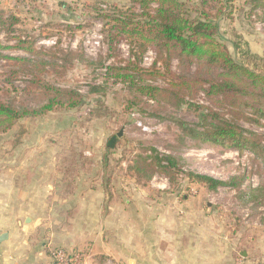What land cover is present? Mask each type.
Segmentation results:
<instances>
[{"label": "rangeland", "instance_id": "rangeland-1", "mask_svg": "<svg viewBox=\"0 0 264 264\" xmlns=\"http://www.w3.org/2000/svg\"><path fill=\"white\" fill-rule=\"evenodd\" d=\"M181 1L189 10L190 4L201 2ZM213 5V12L208 10L213 15L223 8L220 37L233 57L264 71V13L250 14V0H216ZM129 6L128 0H0V45L5 48L1 54L34 59L24 46L43 55L25 64L0 59V101L13 102L19 109L40 110L52 97L45 95L46 85L71 89L82 97L76 105L61 106L57 101L50 111L19 118L10 129L0 127V156L34 153V157L24 156L25 167L32 162L38 168L52 167L57 173L54 182L62 186L56 194L59 201L84 185L94 190L104 187L108 207L122 203L127 207L135 197L133 205L137 207L149 201L166 206L164 215L177 205L173 216L182 218L180 232L186 236L199 231L206 242L209 239L216 246L217 264L225 256H231L235 264H244L248 256L244 253H250L256 263L264 248V191L257 193L264 183V172L259 171L263 162L249 150L240 152L190 137L181 124L198 125L200 114L195 107L150 100L137 89L144 84L165 87V80L138 83L107 70L108 66H126L136 49L132 44L128 55L120 44L130 42L122 41L110 51L112 24L105 18L114 9ZM98 35L104 40L93 56L87 42ZM49 40H55L56 45H39ZM41 61L44 67L39 65ZM171 68L178 72V62L174 60ZM195 102L206 105L203 97ZM250 112L247 110V116L252 118ZM252 120L240 119L238 123L248 134H260L264 146V126L257 124L256 117ZM144 126L153 131L145 132ZM152 149L180 159L182 172L174 182L160 174L148 176L145 164L155 156ZM189 173L223 182L236 176L247 179L238 189L209 191L192 182ZM77 210L62 211L65 226Z\"/></svg>", "mask_w": 264, "mask_h": 264}, {"label": "trees", "instance_id": "trees-1", "mask_svg": "<svg viewBox=\"0 0 264 264\" xmlns=\"http://www.w3.org/2000/svg\"><path fill=\"white\" fill-rule=\"evenodd\" d=\"M128 1L129 8H116L105 18L112 24L109 31L110 51L115 50L114 44L118 45L122 41H129L131 44L128 45L132 47L133 44L136 49L131 51L133 55L126 66H108L107 70L116 72L123 79L137 80L138 83L140 80L152 82L157 78L165 80V87L144 84L137 89L150 100L176 107L184 104L195 107L200 114V122L194 128L185 127L186 124L182 123L185 133L204 142L219 144L223 148L240 152L249 150L264 166L262 136L257 133L248 134L238 123L240 119L253 121L256 117L257 124L264 126V71L259 72L237 61L221 40L219 20L223 16V8L213 15L208 10L213 12L216 0H201L200 3L190 4L191 10L181 0ZM250 5V14L264 13V0H250ZM102 20L107 26L106 21ZM21 47L35 58L12 59L1 54L5 48L0 45V59L25 64L35 62L43 56L33 47ZM148 49L156 53V60L151 68L146 69L141 66V61ZM174 60L178 62V72L172 71ZM39 65L44 67L45 62L41 61ZM38 82L39 80L35 84ZM44 87L45 95L52 97L40 110L19 109L13 102L5 104L0 101V127L10 129L19 118L50 111L57 101L61 106H73L82 100L71 89L50 85ZM202 95L206 105L195 102ZM247 110L251 111L252 118L247 116ZM152 151L155 154L152 161L147 165L142 163L147 172L150 171L148 176L160 174L174 182L177 173L182 172L180 159L172 155H161L155 149ZM263 166L259 169L262 173ZM188 177L209 191H216L220 187L238 189L247 179L245 176H236L223 182L194 173H189ZM263 191L264 183L257 193ZM69 193L70 191L67 195ZM74 214L75 212L72 218Z\"/></svg>", "mask_w": 264, "mask_h": 264}, {"label": "crops", "instance_id": "crops-1", "mask_svg": "<svg viewBox=\"0 0 264 264\" xmlns=\"http://www.w3.org/2000/svg\"><path fill=\"white\" fill-rule=\"evenodd\" d=\"M24 156L35 155L0 156V235H8L0 243V264H53L58 249L81 253L83 264L108 259L119 264H217L216 246L209 239L199 231L186 236L180 232L182 218L173 216L179 206H170L163 215L166 206L149 201L137 207L134 197L127 207H108L104 187L84 185L59 201L56 194L62 186L53 180L55 170L38 168L35 162L25 167ZM74 207L77 214L65 226L61 213ZM244 254V264H264V248L256 263L250 253ZM221 264L235 263L225 256Z\"/></svg>", "mask_w": 264, "mask_h": 264}, {"label": "built area", "instance_id": "built-area-1", "mask_svg": "<svg viewBox=\"0 0 264 264\" xmlns=\"http://www.w3.org/2000/svg\"><path fill=\"white\" fill-rule=\"evenodd\" d=\"M102 39L104 40V36L98 35L93 38L94 41L89 40L87 42V44H89V47H90L91 55L96 56L97 50L101 47ZM124 43L125 42H122L120 44V47L121 48L126 47L128 51V55H130V46ZM39 45L40 46H54L56 45V41L55 40L41 41L39 42ZM155 60H156V53L152 49H148L142 57L141 66L143 68L149 69L154 65ZM159 66L160 65H158V67ZM201 97L204 98L203 95ZM132 116L136 117L137 115L132 114ZM143 130L149 133L153 131V129L147 126H144ZM52 257H53V264H83L84 256L81 253H74V252L70 253V252H67L66 250L58 249L53 252ZM102 264H119V263L114 260L108 259Z\"/></svg>", "mask_w": 264, "mask_h": 264}, {"label": "water", "instance_id": "water-1", "mask_svg": "<svg viewBox=\"0 0 264 264\" xmlns=\"http://www.w3.org/2000/svg\"><path fill=\"white\" fill-rule=\"evenodd\" d=\"M122 135V132L119 133V136ZM8 239V235L7 234H4V235H0V243L6 241Z\"/></svg>", "mask_w": 264, "mask_h": 264}]
</instances>
